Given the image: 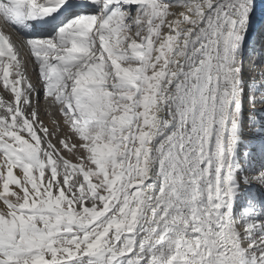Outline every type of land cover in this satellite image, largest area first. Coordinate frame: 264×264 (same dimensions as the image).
I'll list each match as a JSON object with an SVG mask.
<instances>
[{"label":"snow or ice","instance_id":"obj_1","mask_svg":"<svg viewBox=\"0 0 264 264\" xmlns=\"http://www.w3.org/2000/svg\"><path fill=\"white\" fill-rule=\"evenodd\" d=\"M0 264H264V0H0Z\"/></svg>","mask_w":264,"mask_h":264},{"label":"bare ground","instance_id":"obj_2","mask_svg":"<svg viewBox=\"0 0 264 264\" xmlns=\"http://www.w3.org/2000/svg\"><path fill=\"white\" fill-rule=\"evenodd\" d=\"M46 123H49V125L51 126V122H50V121H48L47 119H46Z\"/></svg>","mask_w":264,"mask_h":264}]
</instances>
